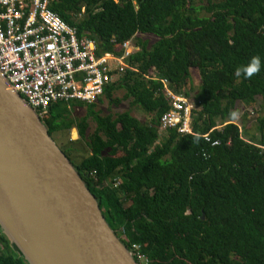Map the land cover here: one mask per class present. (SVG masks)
I'll list each match as a JSON object with an SVG mask.
<instances>
[{
	"label": "trees",
	"instance_id": "16d2710c",
	"mask_svg": "<svg viewBox=\"0 0 264 264\" xmlns=\"http://www.w3.org/2000/svg\"><path fill=\"white\" fill-rule=\"evenodd\" d=\"M50 7L79 37L96 35L98 55L123 54L137 34L157 36L150 46L136 41L104 91L117 103L114 92L124 89L147 118L102 114L79 101L52 103L41 118L136 261L139 252L147 264H264V0H52ZM254 56L260 70L235 76ZM166 88L189 99L195 91L193 133L160 128L171 108ZM254 103L258 130L250 136L230 113ZM74 105H85L86 115L71 116ZM81 143L87 154L75 150ZM73 153L82 158L73 161ZM0 264H29L1 226Z\"/></svg>",
	"mask_w": 264,
	"mask_h": 264
},
{
	"label": "water",
	"instance_id": "95a60500",
	"mask_svg": "<svg viewBox=\"0 0 264 264\" xmlns=\"http://www.w3.org/2000/svg\"><path fill=\"white\" fill-rule=\"evenodd\" d=\"M0 226L29 264H139L41 116L1 71Z\"/></svg>",
	"mask_w": 264,
	"mask_h": 264
},
{
	"label": "built area",
	"instance_id": "2783aa9c",
	"mask_svg": "<svg viewBox=\"0 0 264 264\" xmlns=\"http://www.w3.org/2000/svg\"><path fill=\"white\" fill-rule=\"evenodd\" d=\"M51 2L0 0V71L39 115L58 101L96 103L107 85L119 78L111 71L117 65L125 66V58L138 49L130 38L121 47L123 54L98 55L96 38L79 37L76 27L59 16ZM165 93L171 108L162 114L160 128L193 133V101L169 88ZM203 136L210 140L208 134ZM137 256L139 262L148 263L142 253Z\"/></svg>",
	"mask_w": 264,
	"mask_h": 264
},
{
	"label": "rangeland",
	"instance_id": "374dc122",
	"mask_svg": "<svg viewBox=\"0 0 264 264\" xmlns=\"http://www.w3.org/2000/svg\"><path fill=\"white\" fill-rule=\"evenodd\" d=\"M204 13V12H202ZM139 39L141 40H146L147 43H148V46L152 45V43H154L157 39V36L155 35H152V34H137L135 37H132V40L131 42L133 43H137L136 41H138ZM137 47L139 48L140 47V44L137 43ZM150 70H154L153 68L150 69ZM155 71V70H154ZM190 73H191V82H192V85L193 86H198V83H199V71L196 67H192L190 69ZM196 88V87H195ZM124 93H125V90L124 89H116L115 92H114V95L113 97L116 98L118 100V102H111L109 101L104 95L102 97L99 98V100L95 103L94 105V109L95 110H99L102 114H107V113H112L113 115L117 112H122V111H126V110H129L134 116L138 117L139 119L143 120L144 118H147L148 115L147 113L142 109L140 108L139 106H136V105H132L131 104V99L130 98H127V99H124ZM195 91H192L191 92V96H190V99L194 100L193 98V95H194ZM192 100V101H193ZM257 104L254 103L252 106H249V105H245V104H241L240 105V108H239V112H237L236 114V117H235V121L241 126L244 128V130L248 133H250V136L253 135V134H256L257 133V127H258V123L255 125L253 124V122L257 119V114H258V111L255 110V106ZM71 116H73L74 118L76 119H80L82 118L83 116L86 115V106L82 105H74V106H71ZM198 108V107H197ZM249 108H254L253 110V114L255 116H252V117H247L244 115V113H247L248 114V109ZM37 111V110H36ZM252 112L250 111L249 114H251ZM47 114H40L41 118H44V116H46ZM245 120H247V122H244ZM89 128H88V133L91 132L93 130V128L95 127V122H94V119L92 117L89 118ZM52 123V122H51ZM53 124V123H52ZM51 126V125H50ZM49 126V127H50ZM249 126V127H248ZM52 127V126H51ZM245 133V132H244ZM259 136V135H258ZM69 137L72 138L73 140L77 139L78 138V133H77V129L76 128H72L70 131H69ZM160 142L162 140H164V135H161L160 138H159ZM79 150L80 151V154H87V152L89 151V148L87 147L86 144H83L81 143V145H75V150ZM80 154H75L73 153V156H72V160H80L82 157ZM78 156V159H76ZM118 172L114 173V175L112 176V179L113 178H117L118 177ZM120 181V180H119Z\"/></svg>",
	"mask_w": 264,
	"mask_h": 264
},
{
	"label": "clouds",
	"instance_id": "9594fccd",
	"mask_svg": "<svg viewBox=\"0 0 264 264\" xmlns=\"http://www.w3.org/2000/svg\"><path fill=\"white\" fill-rule=\"evenodd\" d=\"M260 67H261L260 57L254 56V57L251 58V60H250V62H249V64L247 66L243 67L242 69L238 68L235 71L234 75L239 77L243 73L244 78L247 79V78H250L254 73L258 72L260 70ZM236 115L237 114L235 112L230 113V116L232 118H235Z\"/></svg>",
	"mask_w": 264,
	"mask_h": 264
}]
</instances>
